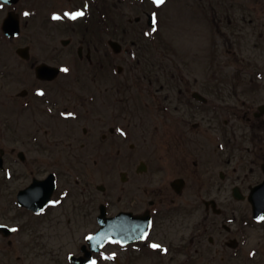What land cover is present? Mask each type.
<instances>
[{
  "label": "flooded vegetation",
  "instance_id": "1",
  "mask_svg": "<svg viewBox=\"0 0 264 264\" xmlns=\"http://www.w3.org/2000/svg\"><path fill=\"white\" fill-rule=\"evenodd\" d=\"M220 1L187 0L201 9L208 5L211 16L222 8ZM108 6L109 0H0V203L6 209L0 207V262L11 264L15 240L29 229L27 220L59 218L57 212H67L68 202L77 195L88 216L96 213V230L102 210L138 228L142 220L150 219L146 240L120 248L132 249L133 260L137 256L162 264H199L205 237L213 245L223 233L239 236V241L225 242L232 247L231 257L250 243V234L264 241V214L260 219L254 214L255 204L258 214L264 212V103L252 111L249 106L254 102L245 100L241 116H225L237 94L250 96L264 90V66L241 71L249 73L252 82L239 92L227 73L231 68L226 67L223 77L217 73L201 77L202 85L211 88V96L183 88L175 92L170 84L160 85L164 89L160 90L154 82L155 88L149 90L153 101L142 104V110L164 115L158 116L159 130L153 137L146 136L147 129L137 137L132 124L120 123L122 101L110 100L104 87L110 60L126 52L112 49L111 42H121L109 36ZM66 12L83 15L73 20ZM54 15L59 19H53ZM4 25L11 27L9 35ZM46 26L66 36L59 41L56 35L45 36ZM117 71L123 68L119 65ZM110 111L117 117L112 126ZM138 118L144 127L147 117ZM193 119L195 131H189ZM159 132L168 138L166 142L155 139ZM133 138L141 139V144L124 145ZM190 141L196 146H189ZM78 147L98 159L87 165L72 162ZM192 153L196 156L190 172L198 173L197 188L188 195L190 172L174 160ZM113 155L115 163H120L119 207L113 200L116 191L100 185L96 190L103 200L96 211L92 171L96 177L108 175ZM238 202L248 204L251 212L241 217ZM194 214L199 219L188 227ZM167 221L175 225L178 236L165 242L158 234ZM218 228L221 235L214 233ZM93 233L85 237L80 254L67 255V264H72V255L82 254ZM258 245L248 250L245 264H264V247ZM18 254L17 262L25 263L24 250Z\"/></svg>",
  "mask_w": 264,
  "mask_h": 264
},
{
  "label": "rangeland",
  "instance_id": "2",
  "mask_svg": "<svg viewBox=\"0 0 264 264\" xmlns=\"http://www.w3.org/2000/svg\"><path fill=\"white\" fill-rule=\"evenodd\" d=\"M190 4L187 0H165L161 5L155 3L156 7H153L149 0H109V36L119 38L125 48H130V53L128 55L122 53L120 57L116 58L112 57L110 61L113 68L110 63L108 78L103 81L104 87L107 88L105 90L110 100L120 99L122 101L120 103V123L132 124L133 128L137 129V137H142L144 129H147L146 136L153 137V133L159 130L156 129V126L160 124L158 116L164 115L160 111L153 115V110L151 112L147 109L146 112L142 110V104L149 105L153 101L149 90L155 88L154 82L157 83V88L159 87L160 90H164L160 85L170 84L175 92L179 88H183L200 91L211 96V88L202 85L204 81L201 80V77L205 78L208 73H217L223 77L226 67L231 68L227 73L236 81L233 88L239 92L238 89L247 88L252 82L249 75H244L241 71L264 66V0H233V2L221 0L222 8L213 12L212 20L209 19L208 5L201 9L197 5L191 6ZM149 13L155 14L156 33H152L148 27L147 15ZM138 18L142 19L139 23L136 22ZM119 24L121 25L120 32L117 30ZM46 28L44 35H56L54 38L56 41L66 36V34H61V31L52 29L51 26H46ZM41 34L43 33L41 32ZM159 44L161 47H158ZM169 46H172V49ZM0 50L2 49L0 48ZM119 65L123 68L121 73L117 72ZM231 100L235 103L228 107L231 110L226 111L225 116L230 117V114L241 116L242 112L246 110L243 101L254 102L251 104L252 106H249L252 111L264 103V90L250 93V96L237 94L236 99ZM244 104L247 106V103L244 102ZM111 109H117V107H110ZM114 114L115 112L110 111L109 126L117 122V117ZM138 116L147 117L144 119L146 120L144 127L139 126L141 119ZM194 123H196L195 119L191 121V125L188 127L189 131H195ZM196 132L198 131L196 130ZM195 134L192 136L195 137ZM154 137L158 141L166 142L168 140L160 132ZM140 140L133 138L131 142L124 145L141 144ZM191 144L192 142L189 146H196V144ZM183 146L188 145L183 144ZM208 153L211 158V152ZM194 156L196 153L174 161L181 163L190 172L194 169L192 166L195 160ZM111 158L113 160L109 163L111 165L108 175L96 177V173L92 171L95 180L92 200L95 202L96 211L98 204L103 200L102 194L96 190V187L100 185L106 186L109 190L113 188L116 191L113 200L116 209L119 207L116 200L120 196L117 191L120 186V163H115V155ZM95 159H98L97 155H90V151L78 147L71 161L87 165ZM77 173H80V169L77 170ZM197 174V171L196 173L190 172V183L186 191L188 195L196 192L195 178H197ZM79 203L80 198L77 195L75 200L72 199L68 202L67 212L65 210L57 212L60 214L57 215L59 218L52 216L43 220H27L29 229L22 239L15 240L17 248L16 251L15 249L12 251L11 264H21L17 262L19 249L24 250V253L27 254V257H24L26 262L23 264H67L66 258L69 253L80 254V246L84 244L85 237L88 233L95 232L97 226L94 219L96 213L88 216L85 208H81ZM235 205L241 217L251 212L248 204L238 202ZM0 207L6 211L5 203H0ZM225 209L229 210V207L226 206ZM198 219L199 216L194 214L189 220L188 227H191L192 223L197 222ZM68 220L72 221L70 226L66 225ZM174 226L171 221L164 222L158 234L160 239L165 242L176 240L178 232L174 230ZM237 226L239 225L237 224ZM220 230L221 228H218L214 233L221 235ZM256 235L255 233L250 234V243L242 247L240 253L237 251L233 257L230 256L232 249L230 244L231 240L239 241L237 234L234 235L232 232L230 235L223 233L220 237L216 236L219 238L213 245L207 241L208 236H206V241L201 248L202 256L199 257L198 263L245 264V257L251 252H248L251 247H259L258 244L262 245L260 248L264 247V241L256 239ZM225 242L230 244L227 245ZM120 248L116 244L107 245L95 264H117L115 258L120 260L122 256L124 259L121 264H162L155 259L139 260L137 256L133 260L132 249L123 251ZM223 258L225 261H222ZM181 259L180 257L179 260ZM180 262L174 264H181ZM0 264H5V260L3 259Z\"/></svg>",
  "mask_w": 264,
  "mask_h": 264
},
{
  "label": "water",
  "instance_id": "3",
  "mask_svg": "<svg viewBox=\"0 0 264 264\" xmlns=\"http://www.w3.org/2000/svg\"><path fill=\"white\" fill-rule=\"evenodd\" d=\"M153 20L154 18L150 16V24H152ZM4 29L6 30L7 26H5ZM112 46L116 51L121 50V47L119 49L116 43L112 42ZM255 205L258 206V204ZM100 220L101 224L103 225L102 229L96 235L91 236L88 239L91 251L86 250V248L84 247L83 251L86 255L85 257L75 259L74 261L76 264H89V260L91 259V252H98L107 240H119L126 244L132 243L139 239H142L149 229L148 220H146V222L142 220L141 227L139 228V231L136 232H134L133 228H129L130 226L128 224H125V228L119 227L121 226V221H124V219H122L121 217L120 221L119 217L108 221L104 216ZM136 230H138L137 227Z\"/></svg>",
  "mask_w": 264,
  "mask_h": 264
},
{
  "label": "snow or ice",
  "instance_id": "4",
  "mask_svg": "<svg viewBox=\"0 0 264 264\" xmlns=\"http://www.w3.org/2000/svg\"><path fill=\"white\" fill-rule=\"evenodd\" d=\"M153 2L156 3L157 5H159V4H163L165 2V0H153ZM25 15H28V14L25 13ZM64 15L65 16H68L70 19L75 20L78 16L83 15V12H77V13H71V14L66 12ZM153 15H154V21H153V23L155 24V14H153ZM53 19H59V17L54 15L53 16ZM153 30H155V28ZM146 35H147V33H146ZM64 71H68V70L67 69H64ZM38 94H41L42 95L43 93L42 92H38ZM67 115L71 116L72 113H68ZM117 131H120V130L118 129ZM0 227H2V226H0ZM152 247H158V246L152 245Z\"/></svg>",
  "mask_w": 264,
  "mask_h": 264
}]
</instances>
